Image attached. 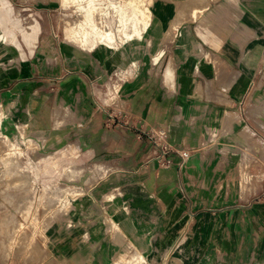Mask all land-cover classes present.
I'll list each match as a JSON object with an SVG mask.
<instances>
[{
    "label": "crops",
    "instance_id": "obj_1",
    "mask_svg": "<svg viewBox=\"0 0 264 264\" xmlns=\"http://www.w3.org/2000/svg\"><path fill=\"white\" fill-rule=\"evenodd\" d=\"M21 1L38 19L50 17L61 6L56 0ZM146 6L151 9L147 17L136 11L118 12L119 20H151L146 32L137 25L142 38L118 42V47L92 42L86 48L51 29L40 34L31 48H9L0 40V110L6 131L19 132L20 126L59 107L62 116L70 118V130L65 132L80 135L82 156L102 155L116 166L122 164L116 153L126 142L128 154L134 153L124 163L128 168L121 170L128 176L123 188H88L79 194L77 210L49 236V261L132 264V256L141 254L143 264H259L248 244V216L234 221L229 209L212 211L197 192L178 187L188 177L185 167L179 168V156L174 154L173 164L164 170L155 169L147 138L137 155V142L132 143L136 134L104 125L108 112L104 100L113 71L122 64H137V47H144L141 64H161L156 72L161 102L152 108V81H148L144 110H135L129 95L124 114L164 117L170 140L179 145L193 141L191 122L201 125L209 117L218 127L246 126L254 135L264 134V0H150ZM255 105L252 115L249 109ZM237 113L242 115L239 123L234 119ZM52 139L58 143L60 136ZM212 158L205 163H234L232 157ZM25 176V171L16 172L17 179ZM223 176L229 178L232 171ZM157 179L162 186L153 188Z\"/></svg>",
    "mask_w": 264,
    "mask_h": 264
},
{
    "label": "rangeland",
    "instance_id": "obj_2",
    "mask_svg": "<svg viewBox=\"0 0 264 264\" xmlns=\"http://www.w3.org/2000/svg\"><path fill=\"white\" fill-rule=\"evenodd\" d=\"M11 1L12 4L4 1L0 3V40L9 48L15 45L31 48L36 45L40 34L50 29L62 39H76L78 44L86 48L99 39V29L109 30L114 33L115 39L113 44H104L118 47V42L142 38L143 34H140L137 25L146 32L151 22H118V12L136 11L147 17L146 12H151L150 7L146 6H149L150 0H56L61 3L60 8L57 7L59 10H53L50 17L46 15L40 19L31 14L27 3ZM93 5L100 10L94 12ZM92 16L95 20L91 19ZM74 33L77 35L74 36ZM127 34L132 37L129 39ZM85 35L87 41L82 42ZM143 51L144 47L138 46L135 58L137 64H122L121 69L113 71L112 82L108 81L105 86L104 106L108 112L104 125L136 134L132 143L137 142V155L143 147V139L147 138L155 169L164 170L173 164L174 154L179 156V168L185 167L188 177L180 180L178 187L197 192L201 200L208 201L207 207L212 211L223 213L229 209L234 221L242 218L246 220L248 216V244L255 258L260 261L259 264H264V134L254 135L246 126L236 129L223 124L218 127L214 125L216 120L209 117V121L201 125L194 126L191 122L193 141L179 145L170 140V129L165 127L164 117L124 114L121 110L126 107L125 98L129 95L134 99L131 103L134 109L144 110L142 104L148 88L145 82L148 81H152V108H158L161 102V84L156 73L160 72L161 64H141L144 60ZM151 73L154 74L152 79ZM131 80L137 83L126 85ZM169 87L171 89V85ZM256 107L249 109L252 115ZM241 117L237 113L234 119L239 123ZM5 118L0 110V261L6 262L8 259V264H54L55 260L49 261L52 252L49 236L54 227L77 210L75 205L82 199L79 196L82 191L88 188H123L128 176L123 175L121 170L128 168L124 163L129 162L134 153L131 151L128 154L126 142L124 149L116 153L122 163L116 166H112L102 155L82 156L80 135L65 132L70 130V118L62 116L59 107L31 120V123L26 120L27 125L20 126L19 132L14 131V128L11 129L13 131H6L3 125ZM172 119L169 118V121ZM33 130L44 131L38 133ZM56 135L60 136L58 143L52 139ZM164 142L168 144L166 157L171 159L168 165H164ZM184 152L186 155L183 157L181 154ZM210 157H232L234 163L209 166L205 162ZM104 168L107 169L105 175L102 174ZM17 171H25V178L17 179ZM229 171H232V176L226 179L223 175ZM157 181L153 188L162 186L159 179ZM58 195L61 199H58ZM256 205L259 207L254 213ZM143 263L142 257L138 264Z\"/></svg>",
    "mask_w": 264,
    "mask_h": 264
},
{
    "label": "bare ground",
    "instance_id": "obj_3",
    "mask_svg": "<svg viewBox=\"0 0 264 264\" xmlns=\"http://www.w3.org/2000/svg\"><path fill=\"white\" fill-rule=\"evenodd\" d=\"M93 8H95V11L94 12H97L98 9L100 10V8L96 7L93 5ZM141 13V12H140ZM118 22H119V19H118ZM148 24V23H147ZM149 25V24H148ZM96 26H97V23H96ZM98 27V26H97ZM84 35V34H83ZM99 36V39L93 41V46L96 45L97 43L99 42H102V43H109V44H113V41L115 39V35L112 31H107V30H101L98 34ZM127 37L130 39L132 37V35L130 34H127ZM82 42L84 41H87V37L85 35V38H82L81 39ZM142 259V256L140 254H135L132 256V264H138Z\"/></svg>",
    "mask_w": 264,
    "mask_h": 264
},
{
    "label": "built area",
    "instance_id": "obj_4",
    "mask_svg": "<svg viewBox=\"0 0 264 264\" xmlns=\"http://www.w3.org/2000/svg\"><path fill=\"white\" fill-rule=\"evenodd\" d=\"M167 148H168V144H167V142H164V165H168V163L171 161V159L169 157H166ZM185 155H186L185 152L183 154H181V156H183V157Z\"/></svg>",
    "mask_w": 264,
    "mask_h": 264
}]
</instances>
